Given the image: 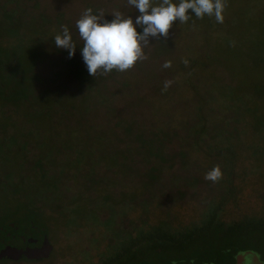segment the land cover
I'll list each match as a JSON object with an SVG mask.
<instances>
[{"label":"rangeland","instance_id":"1","mask_svg":"<svg viewBox=\"0 0 264 264\" xmlns=\"http://www.w3.org/2000/svg\"><path fill=\"white\" fill-rule=\"evenodd\" d=\"M4 2L9 3L5 8L13 12L23 10L26 20L35 19L37 24L34 25H43L46 31L44 38L47 39L43 44L46 57L35 69L41 79L36 83L35 91L49 95L57 93L55 97L61 95L65 100L73 96L72 103L74 107H78L79 99L88 91L87 83H83V78H78L68 70H76L78 67L85 69L88 77L84 78L86 82L94 81L91 92L99 91L103 97L94 96L90 99L88 107L92 108L88 118L79 123L92 127L91 136L96 131V126H104L97 131L105 134L106 141L110 142L107 150L112 153L119 149L124 151V157L121 155L119 160L126 167V174L123 176L117 173L114 175L110 169H96L97 177L103 181L94 187H100L103 193L107 189L108 194L115 199H121L123 194L127 197L126 201L116 205L112 211L109 207L96 209V217L92 212L85 211L84 217L73 218L74 215H69L73 223L66 221L63 216L68 209L64 208L61 201L68 202L78 190H85L84 188L88 189L85 191L87 196L96 194L91 185L81 186L70 180L63 186L58 184L55 195H51L50 190L46 191V196L51 195L55 200L39 198L33 205V210L38 213L40 211L45 218L48 232L54 237L55 247L76 252L77 264L96 263L97 258L107 254L110 244L116 243L119 239L117 234L123 230L136 233L142 225H164L167 222L175 227L191 221L204 211L208 199L219 193L220 179L211 181L206 176L212 171L210 163L220 165L224 157L213 156L212 161L204 160L202 163L201 153L196 156L190 151L187 155L181 150L183 146L194 148L190 145L193 136L189 126L196 120L198 97L187 81L188 62L194 58L207 63L210 68L208 73L195 72L194 76L200 74L194 79L192 77L196 89L214 97L215 94L208 90H211L209 83L216 78L213 82L218 85L221 83L223 91L237 105L234 109L227 108L220 99L216 104L208 106L205 113L212 114L211 126L234 134L238 131L245 132L247 135L242 137V148H237L239 155L257 168L256 172L264 173V149L263 154H254L250 147L263 143L261 135H264V0H225L223 22L207 16L203 19L193 16L183 24L176 22L167 38L150 39V44L145 48L146 59L125 72H98L95 77L89 75L79 49L69 58L68 51L56 48L51 39L66 25L78 47H82L83 41L76 30V21L84 10L92 8L94 12L103 11L108 15V20L112 19L110 14L116 11L135 18L137 11L128 4V0H0V12ZM165 64L169 67H164ZM169 81L170 86L165 88V83ZM215 91L213 92L218 94L217 88ZM245 99L247 102L254 99L252 107L245 106ZM15 107L18 106L12 103L2 104L0 101V115L6 116L3 115V110L7 111L6 114L11 119L6 128V122H0V137L5 136L4 129L8 137H13L8 142L12 149H0L3 152L0 153V162L8 168L9 174L13 172V182L18 181L20 171L23 173L19 166L22 165L21 169L28 174L35 165L32 159L39 153L36 142H32L33 138L30 139L37 129L23 117L22 109L16 111ZM15 113L18 115L17 120L14 119ZM257 118L261 121H257ZM56 121L61 126L60 132L63 130L64 133L67 125L78 124L77 120L63 119V115L59 118V114ZM256 122H260L262 134L254 130ZM139 136L156 139L153 150L156 151L160 146L165 158L157 161L164 164L158 183L144 187L142 181L146 179L149 163L140 154ZM14 139L19 145L26 144V150L31 151L26 154L31 158L16 162L20 154L16 152ZM233 142L236 146L241 145L235 138ZM157 163L150 162L155 166ZM54 172L58 174L59 169L56 168ZM238 180L243 186V192H239L238 207L230 203L227 214L238 216L241 213L264 211V199H261L264 198V191L257 192L259 179L246 178L244 181V177H241ZM27 181L28 179H23V183L17 187L28 188ZM1 186L3 184L0 183ZM61 188L63 199L61 194H57ZM6 190L4 187V192L0 191V209L8 207L10 202ZM11 205L14 216L27 215L23 208L16 209L17 204ZM111 219L113 222H109Z\"/></svg>","mask_w":264,"mask_h":264},{"label":"trees","instance_id":"2","mask_svg":"<svg viewBox=\"0 0 264 264\" xmlns=\"http://www.w3.org/2000/svg\"><path fill=\"white\" fill-rule=\"evenodd\" d=\"M8 5V2H4L0 12V101L2 104L12 103L18 106L15 107L16 111L22 109L23 117L34 124V128L37 129L30 139L33 138L32 142L35 141L39 149V153L32 159L35 165L29 170V175L21 169L22 165L19 166L23 173L20 171L18 175L16 174L18 181L13 182L15 186L13 199L14 204H17L16 209H24L26 205L33 207L39 198L55 200L50 196L55 195L58 184L63 186L70 180L81 186L91 185L96 194L89 197L85 194L88 189L84 188L85 190H78L68 202L61 201L64 208L68 209L63 216L66 221L73 223L72 215H74L73 218L84 217L85 211L92 212L95 217L97 216L96 209L109 207V210L112 211L116 205L126 201L127 197L123 194L121 199H115L108 194L107 189H104L103 193L99 189L100 187H94L95 185L99 186L103 181L97 177L96 169L99 167L110 169L114 175L117 173L123 176L126 174V167L119 160L124 151L119 149L112 153L107 150V145L110 142L106 141L105 134L97 131L104 126H96V131L94 130L91 136L90 129L92 127L79 123L88 118L92 108L88 107L90 99L94 96L102 98V93L91 92L94 81L86 82L85 79L88 77L82 67L68 70L69 73L76 74L78 78H83V83H87L88 91L79 99L78 107H74L75 105L72 103L73 96L65 100L61 95L55 97L57 93L49 95L36 92L35 85L41 79L35 69L38 63L46 57L43 49V44L47 39V37L44 38L46 31L43 29V25H39V27L34 25L37 24L35 19L26 20V13L23 10L13 12L5 8ZM51 40L54 43V40ZM188 63L189 77L187 81L192 92L198 97V102H196L198 112L195 123L189 126L193 136L190 145H193L194 148L189 149L187 146H183L181 150L187 155L190 154V151L196 156L201 153L202 163L204 160L212 161L213 156L224 157V161L220 165L210 163L209 166L210 170L221 167L219 169L222 174L219 178V193L209 198L200 216L189 222L180 223L175 227L170 226L167 222L163 223L164 225L153 224L147 227L142 225L136 233L125 230L119 232L117 234L119 239L115 244H110L107 254H104L105 264H235L236 254L247 250L257 252L264 261V211L241 213L238 216L227 214V207L230 203L238 207L239 192H243V186L238 183L240 182L238 179L244 177V181H246V178L254 180L258 178L260 182L258 181L257 188L259 190L257 192L264 191V173L256 172L257 168L252 167L239 155L237 148H242L244 142L242 137L247 135L245 132L238 131L234 134L231 131L217 130L215 126H211L212 114L205 113L208 111V106L216 104L220 99L225 102L227 108L234 109L237 105L231 102V97L223 91L221 83L218 85L213 82L216 78L212 77L213 81L209 83L211 90H208L213 95L215 94L214 97L207 92L202 94L196 89L192 77L194 79V77L204 74L201 71L208 73L210 68L207 63L196 58ZM195 72L200 74L194 76ZM216 88L218 94L215 93L217 92ZM252 102H247L245 99L244 104L246 107H250V105L252 107ZM22 105L24 107H20ZM3 112H5L3 115L7 117L0 115V122H6L4 124V128H6L7 122L11 119L9 114H6L7 111L3 110ZM57 114H59V118L63 115V119L77 120L78 124L67 125L66 133L63 130L60 132L61 126L56 121ZM17 116L15 113V120L18 119ZM235 120L239 121V119ZM257 121H261V119L257 118ZM259 123L256 122L253 125L257 133L262 132ZM3 132L4 137H8L5 129ZM8 138L13 137L9 136ZM233 138L241 145H234ZM261 138H263L261 140L263 143L260 145H250L252 153L263 154V134ZM138 139L140 154L149 163V170L146 172V179L142 181V187L153 185L158 183V179L161 177L160 172L164 167L160 161L157 163L158 160H165L162 156V148L158 146L156 151L153 150L156 144L154 138L145 139L143 136H139ZM13 144L16 152L20 154L16 158V162L19 159L32 157L26 154L31 153L30 150H26V144L19 145L15 139ZM150 162L158 165H152ZM56 168L59 169L58 174L54 172ZM51 171L52 173H50ZM23 179H28L26 182L29 183L28 188L17 187L23 183ZM48 190L51 191V195L46 196ZM57 194L59 196L61 194V199L64 198H62V188ZM29 214L32 215L31 209ZM29 214L26 216H30ZM68 222L66 224H70ZM109 222H113L112 219ZM35 224H38L37 217H35Z\"/></svg>","mask_w":264,"mask_h":264},{"label":"clouds","instance_id":"3","mask_svg":"<svg viewBox=\"0 0 264 264\" xmlns=\"http://www.w3.org/2000/svg\"><path fill=\"white\" fill-rule=\"evenodd\" d=\"M128 4L136 9L135 18L116 11L108 20L103 11L85 9L76 21L82 47H78L66 25L54 36V46L67 50L69 58L79 49L89 75L95 77L98 72H125L146 59L145 48L150 39L167 38L176 22L187 23L193 16L198 19L214 17L217 22L224 19L225 0H128ZM170 84L166 82L165 88ZM220 176L216 168L206 179L216 181Z\"/></svg>","mask_w":264,"mask_h":264},{"label":"flooded vegetation","instance_id":"4","mask_svg":"<svg viewBox=\"0 0 264 264\" xmlns=\"http://www.w3.org/2000/svg\"><path fill=\"white\" fill-rule=\"evenodd\" d=\"M8 124V122H7ZM2 131V130H1ZM11 138L0 137V149H12L8 146ZM3 153V152H0ZM1 159V158H0ZM8 168L0 162V191L10 196L8 207L0 209V264H77V253H71L69 249L55 247L52 234L48 231L45 218L26 205L25 213L32 215L14 216L13 207V172L8 173ZM8 185V186H7ZM1 192V193H3ZM37 217L38 224H35ZM105 256L101 255L94 264H105Z\"/></svg>","mask_w":264,"mask_h":264},{"label":"water","instance_id":"5","mask_svg":"<svg viewBox=\"0 0 264 264\" xmlns=\"http://www.w3.org/2000/svg\"><path fill=\"white\" fill-rule=\"evenodd\" d=\"M206 264H215V263H206ZM235 264H264V261L261 259L260 255L257 252L253 250H247L236 254Z\"/></svg>","mask_w":264,"mask_h":264}]
</instances>
